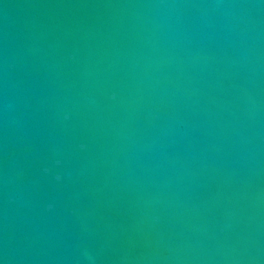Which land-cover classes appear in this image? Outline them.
<instances>
[{
	"label": "water",
	"instance_id": "water-1",
	"mask_svg": "<svg viewBox=\"0 0 264 264\" xmlns=\"http://www.w3.org/2000/svg\"><path fill=\"white\" fill-rule=\"evenodd\" d=\"M0 264H264V0H0Z\"/></svg>",
	"mask_w": 264,
	"mask_h": 264
}]
</instances>
